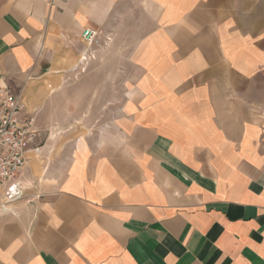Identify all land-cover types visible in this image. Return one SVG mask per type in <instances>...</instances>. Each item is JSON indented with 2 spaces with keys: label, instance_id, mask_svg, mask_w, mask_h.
I'll return each mask as SVG.
<instances>
[{
  "label": "crops",
  "instance_id": "0c3cea01",
  "mask_svg": "<svg viewBox=\"0 0 264 264\" xmlns=\"http://www.w3.org/2000/svg\"><path fill=\"white\" fill-rule=\"evenodd\" d=\"M133 1L0 0V86L36 108ZM139 1L123 115L83 154L42 146L49 184L0 210V264H264V0Z\"/></svg>",
  "mask_w": 264,
  "mask_h": 264
},
{
  "label": "rangeland",
  "instance_id": "374dc122",
  "mask_svg": "<svg viewBox=\"0 0 264 264\" xmlns=\"http://www.w3.org/2000/svg\"><path fill=\"white\" fill-rule=\"evenodd\" d=\"M123 3L127 7V2ZM129 4L132 7L122 13L117 10L123 7L117 5L107 20L95 28L84 27L96 30L101 40L85 65H78L80 52L85 47L80 35L78 54L62 68L61 76L40 82L47 90L46 101L41 98L36 108L27 110L34 112V127L39 134L36 143L50 146L48 161L63 152L74 150L75 154H83L86 151L84 140L108 139V125L118 124L123 115L127 90L136 85L139 62L144 54L139 41L153 27L152 19L138 14L139 9L145 11L139 0ZM42 155H37L39 157L30 165L38 179L27 177L28 173L25 175L31 186L26 189L23 201L33 198L49 184L42 178L45 166Z\"/></svg>",
  "mask_w": 264,
  "mask_h": 264
},
{
  "label": "built area",
  "instance_id": "2783aa9c",
  "mask_svg": "<svg viewBox=\"0 0 264 264\" xmlns=\"http://www.w3.org/2000/svg\"><path fill=\"white\" fill-rule=\"evenodd\" d=\"M84 49L78 65H85L92 50L100 46L96 30L87 28L81 33ZM34 112H29L21 94H12L0 86V210L8 211L24 197L23 178L31 155L41 153L42 145L36 143ZM8 207V208H7Z\"/></svg>",
  "mask_w": 264,
  "mask_h": 264
},
{
  "label": "bare ground",
  "instance_id": "6f19581e",
  "mask_svg": "<svg viewBox=\"0 0 264 264\" xmlns=\"http://www.w3.org/2000/svg\"><path fill=\"white\" fill-rule=\"evenodd\" d=\"M79 63V62H78ZM54 138V137H53ZM39 156H37V155H31V160H30V162H29V165L28 166H30V165H32V163H34L36 160L35 159H37ZM27 180H29V178H25L24 179V184H25V186L26 187H30L31 186V183L29 182V181H27ZM24 186V188L26 189V187ZM8 208V207H7ZM9 208H11V206H9Z\"/></svg>",
  "mask_w": 264,
  "mask_h": 264
}]
</instances>
